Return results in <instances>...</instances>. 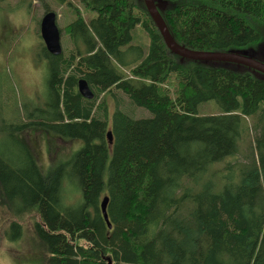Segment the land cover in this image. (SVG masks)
<instances>
[{
	"label": "trees",
	"instance_id": "16d2710c",
	"mask_svg": "<svg viewBox=\"0 0 264 264\" xmlns=\"http://www.w3.org/2000/svg\"><path fill=\"white\" fill-rule=\"evenodd\" d=\"M155 1L164 5L159 13L170 34L188 49H235L264 60V0ZM79 2L96 16L86 23L75 9L64 28L73 45L67 55L43 46L46 101L8 125L0 206L19 202L13 214L38 213L34 229L47 264H264V75L181 59L165 46L142 0ZM136 25L148 37L146 51L131 44ZM80 78L91 100L78 94ZM113 89L152 115L135 118L115 108L109 118L105 101L97 108L94 102ZM207 100L219 114H198ZM33 126L82 143L43 169L18 135ZM246 138L257 157L247 153V161L228 168L236 178L227 174L218 185L210 166ZM67 181L80 192L77 204L65 202ZM103 195L111 228L99 209ZM6 235L19 238L20 225L11 223Z\"/></svg>",
	"mask_w": 264,
	"mask_h": 264
},
{
	"label": "rangeland",
	"instance_id": "374dc122",
	"mask_svg": "<svg viewBox=\"0 0 264 264\" xmlns=\"http://www.w3.org/2000/svg\"><path fill=\"white\" fill-rule=\"evenodd\" d=\"M79 1L0 0V146L10 140L8 125L26 120L25 112L22 110L40 106L47 98V64L40 36L42 16L48 10L55 12L56 24L61 31L62 52L63 55H67L73 49V45L64 28L76 19L75 9L86 23L96 16L95 12L85 9ZM131 34V44L141 45L146 51L148 37L143 29L136 25ZM81 48L85 47L82 45ZM130 55L126 58L127 62L133 59ZM129 67H124V70H128ZM166 88L173 98V86L169 83L166 84ZM112 92L99 94L94 102L97 108L98 104L105 101L109 118L115 108L135 118L152 115L148 110L133 105L122 92L115 89ZM197 112L201 115L219 114L220 109L214 100H207L197 105ZM251 121L252 118L249 124ZM18 135L32 146L43 169L66 159L82 143L58 138L55 134L36 126L29 127ZM248 140L251 139L242 140L235 154L210 166V171L214 172L211 173L217 177L215 182L218 185L223 183L222 177L227 174L230 179L236 178V172L228 171V168L238 167L247 161V153L252 152L257 157L252 146H248ZM216 170L220 171L217 173ZM64 196L67 204H77L80 201L78 188L69 181L64 183ZM7 205L0 206V264H47L46 246L37 237L34 229L35 222L40 219L38 213L27 211L19 215L13 214L12 212H17L21 207V203L13 202L10 205L7 202ZM14 222L20 225L21 235L17 239H8L6 232L9 225Z\"/></svg>",
	"mask_w": 264,
	"mask_h": 264
},
{
	"label": "water",
	"instance_id": "95a60500",
	"mask_svg": "<svg viewBox=\"0 0 264 264\" xmlns=\"http://www.w3.org/2000/svg\"><path fill=\"white\" fill-rule=\"evenodd\" d=\"M146 11L150 18L156 24V27L163 39L165 46L172 53L179 56L181 59H188L193 61H199L203 63L210 62H225L236 64L237 66H244L248 69H252L254 72L264 75V60L254 58L247 54L246 51L241 50H229V51H202L188 49L184 45H181L175 41L173 36L170 34L165 22L163 21L159 9L163 8L164 5L155 0H142ZM40 36L44 43L46 51L53 56L62 54V47L60 42V30L56 24L55 12L49 10L44 13L40 20ZM77 91L85 99H92L94 93L90 88L89 84L84 78H80L77 81ZM107 139L109 143L112 142V133L109 129L107 131ZM108 195H103L99 209L102 219L106 223L108 228H111L110 218L107 213ZM107 264H111L108 259Z\"/></svg>",
	"mask_w": 264,
	"mask_h": 264
},
{
	"label": "bare ground",
	"instance_id": "6f19581e",
	"mask_svg": "<svg viewBox=\"0 0 264 264\" xmlns=\"http://www.w3.org/2000/svg\"><path fill=\"white\" fill-rule=\"evenodd\" d=\"M156 26V25H155ZM78 81V80H77Z\"/></svg>",
	"mask_w": 264,
	"mask_h": 264
}]
</instances>
